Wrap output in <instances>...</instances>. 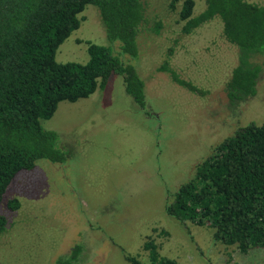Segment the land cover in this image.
Instances as JSON below:
<instances>
[{"label": "rangeland", "instance_id": "rangeland-1", "mask_svg": "<svg viewBox=\"0 0 264 264\" xmlns=\"http://www.w3.org/2000/svg\"><path fill=\"white\" fill-rule=\"evenodd\" d=\"M147 24L138 34L136 67L144 81L147 112L128 96L122 77L75 102L61 101L41 120L58 134L63 163L45 159L19 171L0 201L7 220L0 234V264H53L75 244L77 264H150L143 243L178 264H264V249L241 253L212 238L211 229L179 222L164 211L214 146L249 122L264 123V55L256 93L231 106L225 84L238 49L223 36L218 17L183 33L180 4L142 0ZM263 4L264 0H246ZM205 6L195 0L193 15ZM79 25L58 46L57 62L87 61V44L107 45L99 11L87 5ZM158 25V30L152 31ZM117 48V44H114ZM199 90L191 92L159 67L166 63ZM18 201L16 208L9 202Z\"/></svg>", "mask_w": 264, "mask_h": 264}, {"label": "trees", "instance_id": "trees-1", "mask_svg": "<svg viewBox=\"0 0 264 264\" xmlns=\"http://www.w3.org/2000/svg\"><path fill=\"white\" fill-rule=\"evenodd\" d=\"M178 3L183 33L214 17L221 20L224 38L238 49L237 64L225 84L227 100L234 106L252 97L261 72L252 58L264 55V3L204 0L196 15L195 0L168 4L175 8ZM90 4L99 11L108 44L88 43L83 63L57 62L58 46L78 27L79 14ZM146 24L142 0H0V201L19 171L33 168L39 159L66 161L57 132L41 125L59 102L86 98L117 74L125 93L147 112L144 81L136 67L138 34ZM150 29L156 31L158 25ZM159 69L198 92L167 62ZM170 196L164 205L168 216L209 227L215 241L235 245L241 253L264 249V123L249 122L222 139ZM17 205L16 199L9 202L11 208ZM6 225L0 214V234ZM143 249L150 264H178L160 255L151 239ZM81 253L82 246L75 244L53 264H77ZM126 259L142 264L135 256Z\"/></svg>", "mask_w": 264, "mask_h": 264}]
</instances>
